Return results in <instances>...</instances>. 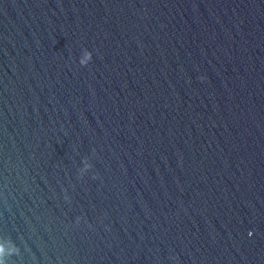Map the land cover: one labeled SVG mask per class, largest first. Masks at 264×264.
<instances>
[{"label": "water", "instance_id": "95a60500", "mask_svg": "<svg viewBox=\"0 0 264 264\" xmlns=\"http://www.w3.org/2000/svg\"><path fill=\"white\" fill-rule=\"evenodd\" d=\"M0 264H264V0H0Z\"/></svg>", "mask_w": 264, "mask_h": 264}]
</instances>
